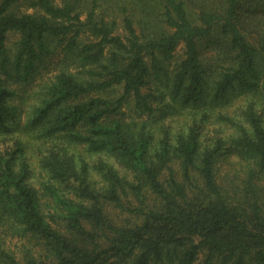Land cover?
Returning a JSON list of instances; mask_svg holds the SVG:
<instances>
[{"label":"trees","instance_id":"trees-1","mask_svg":"<svg viewBox=\"0 0 264 264\" xmlns=\"http://www.w3.org/2000/svg\"><path fill=\"white\" fill-rule=\"evenodd\" d=\"M0 264H264V0H0Z\"/></svg>","mask_w":264,"mask_h":264},{"label":"rangeland","instance_id":"rangeland-1","mask_svg":"<svg viewBox=\"0 0 264 264\" xmlns=\"http://www.w3.org/2000/svg\"><path fill=\"white\" fill-rule=\"evenodd\" d=\"M136 3H139V1H137ZM17 7L21 8V9L31 10V8H28L27 5H25L23 3H20ZM189 15L191 16V18L193 20H195V21L198 20V13L193 8H190V7H189ZM155 23H157V22H155ZM157 24H160V23H157ZM157 24H155L152 31L154 29H158ZM118 31L122 32L121 26L118 28ZM86 36H85V38H87ZM247 36L251 42H253L254 44H258V41H256L255 37H253L250 34H247ZM19 37H20L19 33H11V34H9L8 39H7V44H8V47L10 49V52L12 54L13 61H15V56H16L17 49L19 46L18 45ZM201 44L203 46L204 51L206 52L205 53L206 56L211 57L215 54L217 45L213 41H211L209 39H204V40H202ZM50 45H51V49L54 51L47 57V62L40 66V69L37 72L36 76L28 82L20 81L17 83H15V82L13 83V85H17V87L20 88L19 92L25 93L23 96L20 95V96L15 97L13 100L15 103H18L19 105H21L22 103H25L26 100H28V95L30 93L31 94L35 93V91L38 90V88H39V84H41L42 81L48 79V77L52 76V74H54V72H57V70H59L61 67H64L66 65L70 66L71 68L75 67L73 64V61H72V56H69L66 60V58H65L66 50H64L62 48V46L57 43L56 40H51ZM184 56H185V47L183 44H180V47L176 52V58H175L174 62L181 60L182 58H184ZM155 85H156V83L153 85V87H155ZM123 93H124V87L122 84H118V85H115L111 88H108L105 90H100L97 92V94L102 95V96L109 98V99H116V98L120 97ZM118 116H120L126 120H133L134 119V120H138L141 122L148 121L150 123L151 127H152V124L156 121L155 120L156 116L149 117L148 114H140V112L136 109L135 101H134L133 97H129L126 100V102L121 107ZM182 118L183 117H180L179 119L175 120V122L173 124L175 126H178L179 124H181L183 122ZM23 122H24V120L22 117V119H20L19 124L22 125ZM35 147L37 148L36 145H35ZM31 161H33V166L36 167L35 176L33 177V179H35L37 181L41 177V171H40L41 169L39 168L38 165H36V162L34 160H31ZM228 168H229L228 165L224 164V166L222 168V172L226 173ZM32 182H34V181H32Z\"/></svg>","mask_w":264,"mask_h":264}]
</instances>
